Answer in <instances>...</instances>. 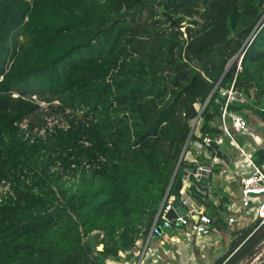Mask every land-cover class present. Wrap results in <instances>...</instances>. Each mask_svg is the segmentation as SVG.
<instances>
[{"label":"trees","instance_id":"trees-1","mask_svg":"<svg viewBox=\"0 0 264 264\" xmlns=\"http://www.w3.org/2000/svg\"><path fill=\"white\" fill-rule=\"evenodd\" d=\"M163 12L199 26L171 27ZM232 86L242 103L232 113L264 114V0H0V181L17 195L0 207V264L133 261L165 200L182 198L192 145L223 133ZM34 95L93 121L24 141L20 122L44 124ZM208 150L229 160L222 146ZM100 157L76 189L50 171ZM253 158L264 167L263 149ZM211 178L188 180L216 226L219 209L198 193ZM263 241L258 221L217 264H245Z\"/></svg>","mask_w":264,"mask_h":264},{"label":"built area","instance_id":"built-area-1","mask_svg":"<svg viewBox=\"0 0 264 264\" xmlns=\"http://www.w3.org/2000/svg\"><path fill=\"white\" fill-rule=\"evenodd\" d=\"M223 96L226 97L221 117L223 133L215 137H205L203 144L195 142L192 145L194 151L198 154L204 152L203 154H206L212 163H199L193 172H189L186 175V181H188V178L192 175L198 182L204 177L212 175L214 165L219 160L216 155H214L213 152H209L208 149L214 144L216 146H223L226 144V141H229L230 146L237 151L238 155L243 158L250 169V172L242 180L241 194L238 200L242 214L245 219H250L251 225L258 221H261V223L264 224V167L261 168L254 162L253 155L257 150L254 144L252 145L250 143L251 138H254L257 132H255L245 117L240 114L232 113L229 110L230 106L236 102L234 86H232L230 90L223 92ZM14 97L18 98L19 96L15 95ZM29 100L39 106L40 113L44 119V124L31 128V119L28 118L20 122L17 127L19 128V135L23 140L29 141L32 144L38 140H46L57 130L67 131L71 129L73 124L78 125L80 123L89 126L93 121L92 114L87 116L88 112L84 108L56 113L51 108L53 107L55 109L60 106L61 104L59 101L48 103L42 101L36 95L32 96ZM262 111L264 113V109ZM193 129L196 130V134L200 135L198 121L194 122ZM241 139L244 143H242ZM105 162L106 159L103 157L96 160H85L80 166L77 164H71L68 170L63 169L62 165L57 163L50 168V171L52 173H59L67 188L76 189L83 174H92L102 170ZM14 187L15 185L11 180L0 181V207L17 199ZM167 200H165L156 217L147 241L142 244L144 246L140 247V251L136 254V260H139L136 264H143L144 259L147 257V248L151 238L153 236H162L166 229L190 227L192 232L198 236L208 237L211 235L213 222L204 211L197 207L193 196L182 191V198L179 200L182 207L187 209V215L177 216L176 219L172 221L167 219V215L173 209L172 203L176 198L170 197ZM159 220L163 221V225H159ZM233 223H235V218L232 217L229 219V224ZM157 261L158 260L155 258L152 260L151 264H157ZM247 263H264V241L259 245L255 256L245 264ZM107 264H111V262L108 261Z\"/></svg>","mask_w":264,"mask_h":264},{"label":"crops","instance_id":"crops-1","mask_svg":"<svg viewBox=\"0 0 264 264\" xmlns=\"http://www.w3.org/2000/svg\"><path fill=\"white\" fill-rule=\"evenodd\" d=\"M249 123L257 132L250 143L254 144L256 150H264V114H254L249 119ZM241 141L244 143L242 139ZM222 147L226 150L229 160L224 161L216 156L219 161L214 165L215 172L212 174L211 182L199 188L198 193L206 197V203L214 209H219L218 214L222 216L223 223L213 225L211 235L208 237L196 235L190 227L164 230L162 236L151 238L143 264H151L155 258L158 260L157 264H217L230 251L235 240V233L251 225L250 219L244 218L238 202L242 180L250 169L231 146L223 145ZM186 161L195 166L199 163H212L206 154L202 159H198L192 153H188ZM192 186L190 180L186 181L183 192L191 195ZM193 198L197 207L206 213L207 205L200 203L196 197ZM232 217L235 218V223L229 224V219ZM143 243L140 241L137 244L134 252L135 260L129 264H136L139 261L136 260V254L140 251V247L144 246ZM110 262L122 264L117 261Z\"/></svg>","mask_w":264,"mask_h":264},{"label":"water","instance_id":"water-1","mask_svg":"<svg viewBox=\"0 0 264 264\" xmlns=\"http://www.w3.org/2000/svg\"><path fill=\"white\" fill-rule=\"evenodd\" d=\"M162 17L170 23L171 27H175L179 30H186L187 27L197 28L199 26L198 21L190 20V19L187 20L184 24H179L174 16H172L166 12L162 13ZM234 104L238 105V106H242V103L237 102V101ZM185 153H186V149L184 150V152L182 154V159H183ZM172 207H173V209L167 215L168 220L172 221V220L176 219L177 216H186L187 215V209L182 207V204H181L179 199H176L175 201H173ZM88 252H89V254H91V250L89 248H88Z\"/></svg>","mask_w":264,"mask_h":264},{"label":"rangeland","instance_id":"rangeland-1","mask_svg":"<svg viewBox=\"0 0 264 264\" xmlns=\"http://www.w3.org/2000/svg\"><path fill=\"white\" fill-rule=\"evenodd\" d=\"M199 108V107H198ZM199 110H200V108H199ZM228 142V144H229V146H230V143H229V141H227ZM194 155V154H193ZM200 155H202V153L200 154ZM200 155H198V153L195 155L198 159H200L198 156H200ZM135 260V259H134ZM131 262H133V261H129V262H125V263H131Z\"/></svg>","mask_w":264,"mask_h":264}]
</instances>
